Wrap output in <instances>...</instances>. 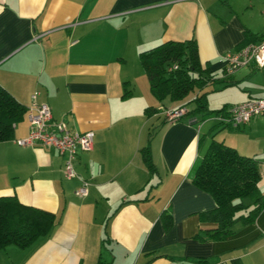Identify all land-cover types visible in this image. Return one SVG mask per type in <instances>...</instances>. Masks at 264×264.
Masks as SVG:
<instances>
[{"label":"crops","instance_id":"obj_1","mask_svg":"<svg viewBox=\"0 0 264 264\" xmlns=\"http://www.w3.org/2000/svg\"><path fill=\"white\" fill-rule=\"evenodd\" d=\"M263 34L264 0H0V85L27 107L38 91L52 121L94 132L93 147L77 154L71 179L55 148L14 142L27 135L26 115L13 139L0 142V195L14 194L57 217L28 247L1 249L0 264H178L171 258L264 264V207L253 222H236L224 240L200 239L212 224L198 214L215 203L190 181L213 138L260 162L264 194V117L235 129L196 113L168 122L162 108L185 104L189 110L195 93L159 102L138 67L141 51L194 39L201 64L221 78L225 57ZM256 69H237L227 85ZM251 87L238 102L264 96V86ZM148 106L158 111L146 114ZM211 125L224 128L219 138ZM148 138L155 172L140 152ZM82 180L86 196L76 194Z\"/></svg>","mask_w":264,"mask_h":264},{"label":"trees","instance_id":"obj_2","mask_svg":"<svg viewBox=\"0 0 264 264\" xmlns=\"http://www.w3.org/2000/svg\"><path fill=\"white\" fill-rule=\"evenodd\" d=\"M260 38L247 42H256ZM138 59L150 93L157 101L166 98L178 101L190 92H195L188 102L193 103V107L186 114H200L205 119L226 110L225 105L219 109H209L207 92L203 89L212 83L225 86L230 83L229 78L225 74L216 78L208 63L201 64L194 39L161 42L141 51ZM126 84L123 97L130 93ZM157 111L152 106L144 109L146 114ZM26 113L27 106L0 85V142L13 139L14 127L24 120ZM140 152L148 170L155 172L150 138ZM260 179V162L257 159L240 154L223 141L212 138L191 170V183L208 193L215 203L214 207L199 212L200 221L211 223L212 226L201 229L197 237L224 240L233 234L236 222L242 225L253 222L264 207V194L258 188ZM164 218L166 226H169L170 215ZM56 222L57 217L52 212L25 205L14 194L0 195V250L10 244L26 248L39 237L47 235ZM171 260L184 264L182 258ZM198 262L203 261L199 259Z\"/></svg>","mask_w":264,"mask_h":264},{"label":"built area","instance_id":"obj_3","mask_svg":"<svg viewBox=\"0 0 264 264\" xmlns=\"http://www.w3.org/2000/svg\"><path fill=\"white\" fill-rule=\"evenodd\" d=\"M225 75H231L237 69L244 66H254L264 70V34L256 42H249L225 57ZM176 67L175 65L173 66ZM38 91L31 95V103L27 107L26 120L28 132L25 137L15 139L20 146L41 144L53 147L62 156L63 174L71 179L76 176L73 162L79 152L90 151L93 147L94 132L72 131L64 121H52L49 105L37 100ZM164 118L168 122H175L182 118L188 111L185 105L175 108H162ZM264 117V96L248 98L245 101L235 103L222 113L213 118L218 124L228 128H239L248 123L252 118ZM88 193V182L82 180L76 190L79 196Z\"/></svg>","mask_w":264,"mask_h":264},{"label":"rangeland","instance_id":"obj_4","mask_svg":"<svg viewBox=\"0 0 264 264\" xmlns=\"http://www.w3.org/2000/svg\"><path fill=\"white\" fill-rule=\"evenodd\" d=\"M138 62V60H137ZM138 67L140 70H143L142 67L140 66L138 62ZM263 79H264V74L262 69H256L254 72H252L251 75L243 78L238 82V84H231L227 86H222L221 83H212L207 85L203 91L207 92L206 97H207V106L208 108H221L222 106H226L227 108L230 107L231 105L235 103H239V97L241 94H247L246 89L247 84H250L253 89V91H259L262 89L263 85ZM195 92H190L185 100H188L190 97ZM251 97H257V94H253ZM191 104V103H189ZM212 123L215 121L211 118ZM211 133L216 137L219 138L221 134H219L221 131H224L223 129L218 128L217 126L211 125ZM3 250V249H2ZM2 250H0L2 252ZM1 254V253H0Z\"/></svg>","mask_w":264,"mask_h":264}]
</instances>
